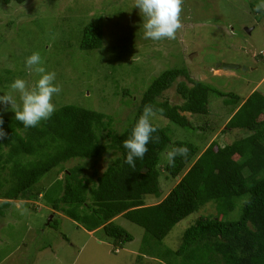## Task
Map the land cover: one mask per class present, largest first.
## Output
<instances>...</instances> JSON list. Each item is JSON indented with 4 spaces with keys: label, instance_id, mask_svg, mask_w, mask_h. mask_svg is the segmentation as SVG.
<instances>
[{
    "label": "rangeland",
    "instance_id": "obj_1",
    "mask_svg": "<svg viewBox=\"0 0 264 264\" xmlns=\"http://www.w3.org/2000/svg\"><path fill=\"white\" fill-rule=\"evenodd\" d=\"M260 4L261 0H182V27L175 39L153 41L144 38L135 0H27L20 5H4L0 0V76L9 80L0 82V95L8 94L10 83L18 77L34 85L37 76L24 61L39 52L43 66L56 73V83L62 87L53 97L56 109L65 104L94 109L111 116L109 128L119 132L154 77L166 68H186L190 77L226 95L209 92L206 115L186 113L194 128L179 127L155 113L150 119L171 141H190L199 152L212 142L223 146L247 135L243 130L224 129L236 103L230 95L244 100L259 81L256 89L264 94V14L256 11ZM99 20L102 46L81 50V29ZM218 63L240 68L222 69L216 67ZM185 80L179 77L161 99L181 104L176 83ZM125 89L134 102L126 103L131 96L123 94ZM16 98L19 103L18 94ZM0 114L15 116L8 106H0ZM106 134L107 129L99 132L100 143L109 142ZM114 153L111 150L97 161L85 160V175L95 180L115 158ZM166 155L167 151L161 154L158 165L160 198L147 196L145 204L158 202L180 178L166 177ZM77 162H67L64 169ZM63 175L64 171L55 169L41 181L46 186ZM211 213H215V204H203L175 224L162 244L177 248L182 233L196 217ZM54 218L56 228L50 225ZM113 221L133 236L122 248H114L101 229L90 233L62 213L52 212L40 195L12 200L8 207H0V264H153V258L136 257L143 228L121 215Z\"/></svg>",
    "mask_w": 264,
    "mask_h": 264
},
{
    "label": "trees",
    "instance_id": "obj_2",
    "mask_svg": "<svg viewBox=\"0 0 264 264\" xmlns=\"http://www.w3.org/2000/svg\"><path fill=\"white\" fill-rule=\"evenodd\" d=\"M1 1L4 5H20L27 0ZM102 40L100 20L89 22L81 29L79 48L99 49ZM179 77L191 86L186 80L178 81L176 90L183 102L170 104L161 96ZM2 78L9 81L6 76ZM3 80L0 76V82ZM209 92L226 95L190 77L186 68H166L141 93L132 117L119 132L109 128L111 116L76 104L60 106L50 119L34 128H25L14 116L0 114V127L6 133L0 138V207H8L12 200L40 195L52 212L62 213L86 231L101 229L114 248L133 240L113 221L121 215L143 228L136 257L153 258V264H264L262 93L252 92L241 104L238 95H230L236 100V110H232L224 129L246 131L244 137L223 146L212 142L199 152L190 141H171L164 129L151 121L158 130L148 144V152L135 161V168L125 163L123 141L146 105L179 127L194 128L182 113L206 115ZM123 94L131 96L127 104L134 102L130 90H123ZM104 129L109 138L106 144L99 138ZM184 146L189 149L188 155L177 156L174 166L166 160L163 168L166 177L179 180L158 202L145 204L147 196L161 195V154ZM111 150L116 156L105 170L95 180L86 176L85 160L97 161ZM72 160L78 162L64 169V164ZM55 169L64 171L63 178L45 186L41 180ZM209 202L215 204V213L198 215L182 233L177 248L162 244L175 224ZM57 223L54 218L50 225L56 228Z\"/></svg>",
    "mask_w": 264,
    "mask_h": 264
},
{
    "label": "clouds",
    "instance_id": "obj_3",
    "mask_svg": "<svg viewBox=\"0 0 264 264\" xmlns=\"http://www.w3.org/2000/svg\"><path fill=\"white\" fill-rule=\"evenodd\" d=\"M181 6L182 0H135V7L143 19L144 38L153 41L175 39L177 30L182 27ZM256 11H264V0H261ZM24 64L37 76L34 85L30 86L22 78H15L9 85V93L0 95V106L10 107L15 113V119L22 122L25 128H34L41 121L50 119L55 113L53 97L61 93L62 87L56 83V73L48 71L43 66L39 52H33L26 57ZM17 94L19 103H17ZM153 112V107L146 105L132 127L130 135L123 141L126 150L125 163L132 168H135L137 159L144 158L149 150L148 144L154 139L153 134L158 130L150 119ZM2 124L3 120L0 118V125ZM5 135L3 128L0 127V138ZM188 152L186 146L173 148L166 155L168 164L174 166L176 157H186Z\"/></svg>",
    "mask_w": 264,
    "mask_h": 264
},
{
    "label": "crops",
    "instance_id": "obj_4",
    "mask_svg": "<svg viewBox=\"0 0 264 264\" xmlns=\"http://www.w3.org/2000/svg\"><path fill=\"white\" fill-rule=\"evenodd\" d=\"M260 84V81L257 83V84H255L253 87H252V89H251V91H250V93H249V95L252 93V92H254V91H258L256 88H257V86ZM258 92H260V91H258ZM260 93H262V92H260ZM263 94V93H262ZM248 95V96H249ZM264 95V94H263ZM239 96V95H238ZM240 97V96H239ZM247 98V97H246ZM246 98H243L244 100L246 99ZM240 99H242L241 97H240ZM244 100H241L240 101V104H241V102H243ZM231 110H236V107L234 108V109H231ZM234 111H231V113H230V115H229V118L231 117V115H232V113L234 112ZM184 113V115H186V113H188V112H183ZM191 114V113H190ZM207 114H208V103H207ZM228 118V119H229ZM228 121V120H227ZM91 233V232H90Z\"/></svg>",
    "mask_w": 264,
    "mask_h": 264
},
{
    "label": "water",
    "instance_id": "obj_5",
    "mask_svg": "<svg viewBox=\"0 0 264 264\" xmlns=\"http://www.w3.org/2000/svg\"><path fill=\"white\" fill-rule=\"evenodd\" d=\"M216 67H220L222 69H237V68H240L239 65L231 64V63H218V64H216Z\"/></svg>",
    "mask_w": 264,
    "mask_h": 264
}]
</instances>
